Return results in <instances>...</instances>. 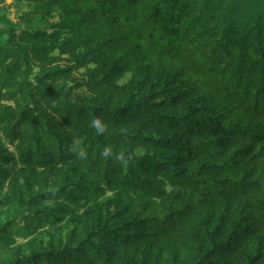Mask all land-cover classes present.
I'll return each mask as SVG.
<instances>
[{"label": "trees", "instance_id": "1", "mask_svg": "<svg viewBox=\"0 0 264 264\" xmlns=\"http://www.w3.org/2000/svg\"><path fill=\"white\" fill-rule=\"evenodd\" d=\"M14 2L0 264H264V0Z\"/></svg>", "mask_w": 264, "mask_h": 264}, {"label": "rangeland", "instance_id": "2", "mask_svg": "<svg viewBox=\"0 0 264 264\" xmlns=\"http://www.w3.org/2000/svg\"><path fill=\"white\" fill-rule=\"evenodd\" d=\"M17 10L24 11L20 5L15 4L14 0H0V13L8 11L14 20H18L21 18V14L17 15Z\"/></svg>", "mask_w": 264, "mask_h": 264}, {"label": "clouds", "instance_id": "3", "mask_svg": "<svg viewBox=\"0 0 264 264\" xmlns=\"http://www.w3.org/2000/svg\"><path fill=\"white\" fill-rule=\"evenodd\" d=\"M92 126L96 128L97 132H103V128L101 127L100 121L95 120L92 122ZM108 150H105L104 155H108Z\"/></svg>", "mask_w": 264, "mask_h": 264}]
</instances>
